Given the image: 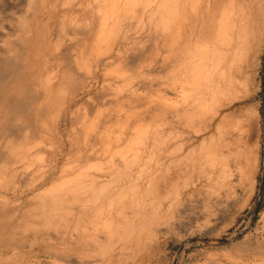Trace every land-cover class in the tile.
<instances>
[{"label": "rangeland", "instance_id": "obj_1", "mask_svg": "<svg viewBox=\"0 0 264 264\" xmlns=\"http://www.w3.org/2000/svg\"><path fill=\"white\" fill-rule=\"evenodd\" d=\"M109 1L0 0V264H250L241 255L264 254V21L256 38L242 42L243 24L234 20L233 42L223 47L228 55L209 60L204 120L180 106L198 96L182 82L192 93L171 90L167 107L159 101L163 87L152 90L154 97L140 87L134 110L125 104L71 124L69 110L89 108L90 96L111 91L94 86L69 108L72 85L58 75L61 61L74 60L77 36L96 33ZM136 24L124 23L133 26L124 42L132 43L129 55L153 31L141 25L139 40ZM71 72L77 81L83 77L75 67L67 81ZM130 76L125 71L117 79ZM166 83L181 85L173 77ZM53 90L64 105L57 119L49 117L44 137L33 136L23 151L31 162L25 172L28 161L7 147L33 129L38 92L48 100ZM146 100L155 102L151 115ZM110 102L90 107L91 115ZM105 132L107 146H91ZM81 138L83 146L71 145ZM64 139L66 146L57 145ZM88 156L100 159L88 164Z\"/></svg>", "mask_w": 264, "mask_h": 264}, {"label": "crops", "instance_id": "obj_2", "mask_svg": "<svg viewBox=\"0 0 264 264\" xmlns=\"http://www.w3.org/2000/svg\"><path fill=\"white\" fill-rule=\"evenodd\" d=\"M190 1L191 0H165V1L164 0H153V1L145 0V1H138V2L135 1L136 3H132L133 6H130L129 3L122 2V1L120 3H116L115 5L112 4V2H108L107 6L109 7L110 11L109 12L107 11L106 13L101 14L99 18L97 19V33L93 34V36L90 35L88 39L85 37H82V39H79L77 36L78 45L76 46V50L73 51L74 56H75L74 60L71 61L70 59L66 58L65 60L61 61V64H60L61 68L59 70L58 75H59V82L61 83L64 82L65 85L70 84L68 86L69 88H71V85H72V91L74 94L71 96L70 94L67 95V97L70 99L69 108L73 104L74 99L77 98L78 93L79 94L87 93L89 89L91 90L92 87L94 86L101 85L108 89H111V91L110 93L103 94L102 96H90L89 97L90 100H88L89 105H90L89 108L81 107V108H76L75 110H72V111L69 110L68 114H70L69 116L71 117L70 118L71 124L73 122L75 123L80 122L82 118L84 117H88L91 119H97L99 118V116L104 114L102 110L103 111L104 110L105 111H117L118 109L124 108L125 104L129 107V109L134 110L135 105L137 104L136 102H141V100L137 97L138 95L136 94L137 89H139L140 87L143 88L142 94L144 92L146 93L150 92L153 94L152 90H154L156 87H157L156 89L163 87V89H161V91L159 92L160 94H162L159 101H161L162 104L166 107L169 106V101L171 100V96L169 95L171 90L173 94L183 96V97H185L187 94L189 95L190 93H192L193 90L198 91L197 98H195L193 102H191V104L189 100L187 101L184 100L180 106L182 105L186 106L188 109V111L186 112H191L192 114L191 113H188V114L192 115L193 117H196L197 114L201 113L199 118L203 117V120H204L206 116V110H205L206 95L202 87L203 82L200 85H198L197 79L201 78L200 81H203L202 74L204 73L203 68H205V63L202 62L201 59H202V56H204L205 52L207 51V46L205 43H203L202 45L199 44L197 46L196 40L200 38V40L202 39L205 42L206 34L204 35V33H200L197 31V27H198L197 21L201 22L202 20V24L204 25L205 20H206V13L205 11L201 12L199 10L191 11L188 8L190 6ZM249 1L251 4L255 2V0H249ZM207 4L208 3L206 0L205 6ZM122 6H123V9H122ZM242 11L244 12V17L246 19L249 20V18L251 17L253 18V9H250V6L243 8ZM182 12L185 13L186 17H183ZM112 13L115 14L114 27L112 29L109 28L108 31L109 30L110 31L109 32L107 31L106 33H104L105 35L101 36V30L103 28L101 24L103 23V21L107 20L108 18L110 19L112 16ZM160 16H163L165 25L159 26L156 23V19L160 18ZM134 20H136L137 22L135 28H137V37L139 40H141V38L143 40L142 34L139 31L141 25L148 24V27H149V24H150V26L151 25L153 26L152 28L153 31L151 32V35L148 37V40L143 41L144 44H142L139 47H137L136 43L132 45V47H134L132 48V50L136 49L134 53L135 57L133 56V54L129 55L130 52L126 48V46H129L132 43H124L129 40L128 32H131V30L133 29L132 25H128L124 27V23L126 22L131 23ZM217 23H220V19L217 20ZM168 24L170 25L167 28L166 26ZM118 27H120V31H118L117 33L115 31V28H118ZM165 28L167 30L164 33L161 32V31H164ZM217 32H218V28H217ZM170 43H172V46ZM151 46L152 48H150ZM97 47L99 48L96 49ZM86 48L87 49L90 48V49H88L89 51L84 52ZM149 48L150 50L147 52L146 49L148 50ZM60 49L61 48H59L58 51ZM172 49L174 50V52L171 51ZM167 50L168 52H166ZM79 51L80 53H78ZM145 52H147L146 55H145ZM167 55L169 58H167ZM82 56L87 57V58L85 59ZM90 56H91V59L89 58ZM78 57L79 59H77ZM184 61H186L185 63H188L189 66L191 67V69L188 72H185L187 76L186 80H184V78L182 79V76H181L184 74V72L181 73L176 70V67L178 66V64ZM75 67H77L78 71L81 72V73L79 72L78 74H81L83 77L79 79L80 81L79 80L77 81L76 80L77 77L75 78L73 76V72H71L70 80L67 81V74L69 73L68 70H71V69L74 70ZM92 68H95V69L92 70ZM125 71L127 72L129 71L131 73V76L128 79L126 78L117 79V77L121 76V73ZM89 74H91L90 76L92 77H88ZM167 77L168 78L173 77V79L177 78L178 82L181 85L176 86L174 88L170 87L166 83ZM182 82L192 84L193 90H190L186 84H185L186 86L182 85L183 84ZM73 85L75 87H73ZM68 93H70V91H68ZM152 97H154V94L152 95ZM108 100H111L110 106H108V108L103 109L100 107L91 115L90 107L98 106L100 102L104 103L105 101L108 102ZM121 103H124V104L122 105ZM143 103H144V100H143ZM153 104H155V102H149L148 100L145 101V105L148 106L147 108L150 110L148 115H151V109H152ZM117 106L119 108H117ZM167 109L169 110L170 107H168ZM73 111H75L74 112L75 114L73 113ZM185 118L187 119V117ZM188 118L190 120L193 119L191 118V116ZM189 119H187L188 122H189ZM80 130L83 131V128L80 127L79 131ZM107 137H109V135L107 136L106 132L103 135V139L97 138L95 136V138H93V143L91 142V146H94V144H97V143L99 144V147L107 146V142H106ZM66 141L67 139H64L62 143L60 144L58 143L57 145L66 146L65 145ZM80 141L82 142V145ZM84 144L85 142L83 138L79 139L78 142H75V143L71 142V145H76V146H80V145L83 146ZM118 155H120L119 152L115 153L114 156H118ZM98 159H100V156L99 157L93 156L92 158L88 156L86 162L89 164L91 163V161L98 160ZM102 177H103V174L99 178H102Z\"/></svg>", "mask_w": 264, "mask_h": 264}, {"label": "bare ground", "instance_id": "obj_3", "mask_svg": "<svg viewBox=\"0 0 264 264\" xmlns=\"http://www.w3.org/2000/svg\"><path fill=\"white\" fill-rule=\"evenodd\" d=\"M126 2L129 3L130 6H133L132 3H136L138 1H145V0H111L109 2H112V4H116V3H120V2ZM136 1V2H135ZM229 1V2H228ZM205 2L206 0H191L190 1V6L188 7L191 11H205L206 13V20H205V24H202V20L197 21L198 22V27H197V31L200 33H204L205 35V42L204 40H200V38H198L196 40V43L202 45L203 43L206 44L207 46V51L205 52L204 56H202L201 61L205 63V68H203V89L206 93V95H209L210 93V87H211V83L213 82L212 79L208 78L209 76V71H208V64H209V60L211 58H213V60H217L219 63H221L226 56L228 55V51L226 52V50L223 48L224 46H228L232 44V34L234 32V20L236 19H241V22L243 24V28H242V33L245 34L246 36L242 38V42H246L247 37L251 36L254 38H256L261 30H262V26H263V21H264V0H255L254 3L257 2V4H254V6L250 3L249 6L252 8L255 7V9L257 10L255 12V9H253V18H255L254 15H256V18L254 19V21L252 23L249 22L248 19H246L244 17V12L242 11L245 5L243 0H207V5L205 6ZM228 2V3H226ZM118 5V4H117ZM248 6V5H247ZM246 6V7H247ZM111 7V6H110ZM118 7V6H117ZM120 7V6H119ZM127 7V5H126ZM199 7V8H198ZM160 8V7H159ZM123 9V6H122ZM125 9V8H124ZM133 10V9H132ZM110 11V9H109ZM131 11V10H130ZM118 12V11H117ZM255 12V13H254ZM131 13V12H130ZM109 14V13H108ZM107 14V15H108ZM111 16V15H110ZM114 16L115 14L112 13L111 18L103 21V23L101 24V26L103 27L101 30V36L105 35L104 33H106L108 31V29H112L114 27ZM153 16V15H151ZM106 17V16H104ZM221 17V18H220ZM153 18V17H152ZM161 19V23L164 24V20H163V16H160ZM220 19V23H217V20ZM232 20V21H231ZM100 22V21H99ZM159 23V22H158ZM100 26V27H101ZM161 26V25H159ZM219 26V27H218ZM106 28V29H104ZM217 28H218V32H217ZM99 30V29H98ZM110 31V30H109ZM108 31V32H109ZM99 32V31H98ZM97 33V31H96ZM111 33V32H110ZM115 33V32H114ZM130 33V32H128ZM100 34V33H99ZM153 35V34H152ZM99 36V35H98ZM111 36V35H110ZM96 38V37H95ZM196 38V37H195ZM107 39V37H106ZM126 39V38H125ZM171 39V38H170ZM102 41V40H101ZM110 41V40H109ZM150 41V40H149ZM89 43V42H88ZM87 43V44H88ZM102 43V42H100ZM105 44V42H104ZM172 46V43H170ZM83 45V44H82ZM86 45V44H85ZM101 45V44H100ZM116 45V44H115ZM84 46V45H83ZM87 47V46H86ZM166 47V46H164ZM219 47H221L219 49ZM225 47V48H226ZM83 48V47H82ZM99 47H97L96 49H98ZM108 48V46H107ZM116 48V47H115ZM168 48V47H167ZM171 48V47H170ZM90 49V48H88ZM87 48L85 49L84 52L89 51ZM219 49V50H218ZM147 50V49H146ZM162 50V49H161ZM97 51V50H96ZM172 52H174V50H171ZM168 52V50L166 51ZM171 52V53H172ZM80 53V51L78 52ZM142 53V52H141ZM82 54V53H81ZM86 54V53H85ZM117 54V53H116ZM121 54V53H120ZM83 55V54H82ZM109 55V54H108ZM128 55V54H127ZM173 55V54H172ZM92 56V55H91ZM91 56L89 57L91 59ZM120 56V55H119ZM134 56V54H133ZM160 56V55H159ZM84 57V56H82ZM103 57V56H102ZM135 57V56H134ZM85 59L87 57H84ZM88 58V60H89ZM104 58V57H103ZM102 58V59H103ZM113 58V57H112ZM132 58V57H131ZM166 58V57H165ZM167 58L168 55H167ZM79 59V57L77 58ZM111 59V58H110ZM95 60V59H94ZM117 60V59H116ZM167 60V59H165ZM70 61V60H69ZM84 61V60H83ZM106 61V60H105ZM114 61V60H113ZM158 61V60H157ZM82 62V61H81ZM87 62V61H86ZM116 62V61H115ZM164 62V61H163ZM181 62L178 64V66L176 67V70L185 74V72H188L191 67L189 66L188 63ZM63 63V62H62ZM111 63V62H110ZM165 63V62H164ZM81 64V63H80ZM78 64V65H80ZM94 64V63H93ZM92 64V66H93ZM160 65V64H159ZM210 65V64H209ZM86 66V65H84ZM91 66V64H90ZM113 66V65H112ZM116 66V65H115ZM114 66V67H115ZM95 67V66H94ZM65 68V67H64ZM81 68V67H80ZM88 68V66H87ZM103 68V67H102ZM113 68V67H112ZM84 69V68H83ZM81 69V70H83ZM91 69V68H90ZM95 68H92V70H94ZM107 69V68H106ZM264 69V66H263ZM69 71V70H68ZM97 71V70H96ZM102 71V70H101ZM66 72V71H65ZM218 72H220V70H218ZM90 73V72H89ZM106 73V72H105ZM111 73V72H110ZM109 73V74H110ZM221 73V72H220ZM64 74V73H63ZM101 74V73H100ZM107 74V73H106ZM140 74V73H139ZM181 75L182 78H184L185 80L187 79L186 74L185 75ZM91 74H89L88 77H92L90 76ZM62 77V76H61ZM65 77V76H64ZM63 77V78H64ZM94 77V76H93ZM96 77V76H95ZM110 77V76H109ZM103 78V77H102ZM66 79V78H65ZM96 81V79H95ZM89 82V81H88ZM64 83V82H63ZM62 86V85H61ZM93 86V85H92ZM91 86V87H92ZM262 86H263V80H262ZM44 87V86H43ZM58 87V86H57ZM50 88V87H49ZM87 88V87H86ZM59 89V88H58ZM62 90V89H61ZM64 90V89H63ZM90 90V89H89ZM210 90V91H209ZM41 92V91H40ZM216 94V91H215ZM38 97L40 100H38V104L35 105V107L32 109V112L30 114V118L32 120V125L34 126L33 129L28 131V128L26 130H24V135L26 136L25 138L22 139V142H18L16 145L11 144L9 147H7L8 152H10L12 155H16L18 158L21 159V161H25L23 163H25L26 161H28V158L26 157V154H24L23 151L27 152L28 150V146L31 145L30 144V139L31 138H35L33 136H37V137H44L43 133L44 130H46L47 126H51V124L48 122V119L51 115H54V117L57 119L58 116L60 115V107L61 105H64L65 100L62 99L64 98L61 94L59 90H53L51 92V96L48 97V100L44 99V96L41 97V95H39L38 92ZM61 98V100H60ZM70 101V100H69ZM46 102V103H45ZM100 102V101H99ZM67 103V102H66ZM68 104V103H67ZM122 105L124 103H121ZM116 108V107H115ZM117 108H119L117 106ZM65 110V109H64ZM84 110V109H83ZM131 109H129L130 111ZM75 111H73L74 113ZM102 112H106L105 110ZM75 114V113H74ZM77 114V112H76ZM103 115V114H102ZM84 116V114H83ZM98 116V115H97ZM96 118V117H95ZM115 118V117H114ZM85 119V118H82ZM88 120V119H87ZM84 122V121H83ZM82 123V122H80ZM93 123V122H91ZM110 123V122H109ZM208 123V122H207ZM95 124V123H94ZM83 125V123H82ZM86 125V124H85ZM206 125V122H205ZM208 125V124H207ZM91 126V124H90ZM84 127V126H83ZM88 128V127H85ZM92 129V128H90ZM95 129V128H93ZM92 129V130H93ZM72 130V129H71ZM81 131V130H80ZM85 134H86V130ZM95 131V130H94ZM52 132V129H51ZM75 132V131H74ZM82 133H84L82 131ZM17 136H19L17 134ZM74 136V135H73ZM86 136V135H84ZM90 136V135H89ZM22 137V136H21ZM72 137V136H71ZM74 139V138H73ZM55 140V137L54 139ZM87 141V139H86ZM75 143V142H74ZM32 147V146H31ZM69 148V147H68ZM68 158V157H67ZM20 161V162H21ZM31 166V162L28 161V165L26 166V171L25 172H30L29 168ZM14 174H18V173H11L9 176H14ZM252 180V179H251ZM248 182V181H247ZM252 183V182H251ZM2 184V183H1ZM257 249V248H256ZM243 257H247L249 258L250 264H264V254L260 255L258 257H255L256 255H254L252 253H247V255H241ZM240 257V256H239ZM242 257V258H243ZM229 263L228 264H245L246 262H244V260L241 261H236L229 259L228 260ZM249 264V262H248Z\"/></svg>", "mask_w": 264, "mask_h": 264}, {"label": "water", "instance_id": "obj_4", "mask_svg": "<svg viewBox=\"0 0 264 264\" xmlns=\"http://www.w3.org/2000/svg\"><path fill=\"white\" fill-rule=\"evenodd\" d=\"M262 91H263V95H264V80H263V86H262ZM263 119H264V110H263ZM248 231V229L244 230L242 233H240L236 238L240 237L241 235H243L244 233H246ZM228 241H222L220 243H226Z\"/></svg>", "mask_w": 264, "mask_h": 264}]
</instances>
